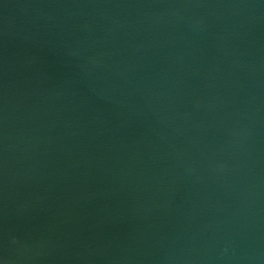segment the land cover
<instances>
[{
  "label": "water",
  "instance_id": "95a60500",
  "mask_svg": "<svg viewBox=\"0 0 264 264\" xmlns=\"http://www.w3.org/2000/svg\"><path fill=\"white\" fill-rule=\"evenodd\" d=\"M0 264H264V0H0Z\"/></svg>",
  "mask_w": 264,
  "mask_h": 264
}]
</instances>
